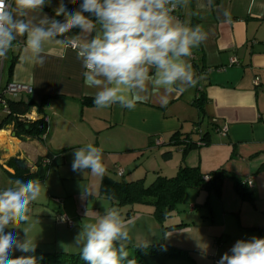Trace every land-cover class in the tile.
Listing matches in <instances>:
<instances>
[{
  "label": "crops",
  "instance_id": "0c3cea01",
  "mask_svg": "<svg viewBox=\"0 0 264 264\" xmlns=\"http://www.w3.org/2000/svg\"><path fill=\"white\" fill-rule=\"evenodd\" d=\"M59 2L51 0L42 13L30 12L24 19L34 24H38L45 14L56 19L55 9ZM63 2L65 4L66 0ZM174 2L178 7L173 14L177 22L192 27L199 24L206 33L204 42L193 49V57L189 58L196 75L203 78L195 87L174 93L166 100L162 90L154 88L149 81L145 94L148 99L138 103L133 110L119 105L99 109L93 103V96L85 94L91 90L83 82L82 61L77 52L67 46V41L73 39L80 43L95 33L69 32L47 42L42 66L31 61L26 38L18 36L4 59L1 83L14 82L30 87L29 93L12 100L30 99L34 106L41 105L38 113L48 118L47 135L44 139H31L18 137L15 131L10 136L6 129L1 131L0 137L5 139L0 140V164L6 166L10 158L18 157L25 159L27 170L34 172L39 163L42 166L47 163L49 151L64 149V161L56 167L68 166L64 168L74 173L71 180H83L88 188L91 184L97 185L100 194L103 175L74 172L71 167L75 149L93 143L103 150L105 174L116 177L117 181L141 180L144 185L150 184L158 175L174 176L183 163L198 167L204 177L215 170L224 173L221 196L210 194L212 206L214 200L224 202L227 194L229 203L236 202L239 197L235 180L252 177L253 186L246 190L252 193L255 205L260 203L264 207V0H219L216 5H211V0H190L187 4L182 0ZM60 40L65 43L60 44ZM199 95L203 99V113L197 108ZM85 101L90 104L84 105ZM225 126L226 132L220 133ZM187 136L195 146L183 152V146L175 145L174 138ZM165 153L169 154L168 158ZM117 168L123 169L122 176L116 174ZM8 169L11 174L15 172L14 167ZM190 189L196 192L191 200L194 204H189L190 211L195 210L198 202L207 205V200L200 199L205 193L202 188ZM99 198L97 209H90L89 214H103L105 208L114 207L104 201L108 199L106 196L100 194ZM59 200V203L53 200L58 204L57 210L50 206L33 207V213L45 231L41 234L43 240H36V249L76 253L80 247L75 243V237L89 219L85 214L87 202L84 208L80 198ZM257 207L256 213L244 219L245 222L240 221L239 226L223 227L222 233L227 235L223 243L222 238L215 242L210 236H204L203 240L196 241L199 246L194 241L187 244L177 237L190 230L188 222L182 221L187 225L163 233L152 207L124 206L118 210L130 230L127 246L137 247L147 242L146 245L165 243L187 251L191 247L206 256L213 253L219 257L218 261L237 240L252 236L264 238V208ZM62 208H65L64 213H69V218H78V224L67 227L56 222V214L62 213ZM129 210L130 215L127 214ZM226 211L222 210L224 216Z\"/></svg>",
  "mask_w": 264,
  "mask_h": 264
},
{
  "label": "clouds",
  "instance_id": "9594fccd",
  "mask_svg": "<svg viewBox=\"0 0 264 264\" xmlns=\"http://www.w3.org/2000/svg\"><path fill=\"white\" fill-rule=\"evenodd\" d=\"M189 2L182 0L184 4ZM50 3L51 0H0V60L6 58L18 36L26 38L31 61L42 66L47 42L73 29L95 33L75 48L84 68V85L91 90L85 94L93 96L99 109L113 105L135 109L148 99L145 94L149 81L162 90L166 100L195 87L203 78L196 75L189 58L193 49L204 42L206 33L199 24L192 27L175 20L174 0H69L78 4L72 11L60 0L55 17L63 16V21L46 14L38 24L24 19L30 12L42 13ZM71 167L74 172L104 175L107 169L102 148L93 143L76 148ZM11 184L0 189V264H39L42 257L34 255L37 235L30 233L39 225L33 205L46 199L47 183L32 178L16 179ZM90 195H94L90 189L82 188V198ZM85 214L89 219L75 237L85 264H136L129 258L126 242L130 240V230L118 208H105L103 214H89L86 210ZM20 225L23 227L17 230ZM18 233H23V238ZM121 241L125 243H118ZM17 251L26 255L13 257ZM217 264H264V238L237 240Z\"/></svg>",
  "mask_w": 264,
  "mask_h": 264
},
{
  "label": "trees",
  "instance_id": "16d2710c",
  "mask_svg": "<svg viewBox=\"0 0 264 264\" xmlns=\"http://www.w3.org/2000/svg\"><path fill=\"white\" fill-rule=\"evenodd\" d=\"M219 0H211V5H216ZM65 5L69 11L75 10L78 4L69 3L66 0ZM57 20L63 21V16L56 17ZM78 29H73L71 33H78ZM17 58L12 61L9 71H12L13 65ZM197 108L201 113L204 112L203 99L199 95L196 100ZM85 104H90L84 102ZM35 105L34 101L28 100H11L9 102L10 114L0 121V128L5 123H9L12 120L11 114H24L31 106ZM38 111H41V105H38ZM47 124L43 119H38L31 123H21L15 121L14 131L16 136L21 138L42 139L47 135ZM177 134L174 135V137ZM174 138L175 145L183 146V152H186L189 148L195 146V142H192L188 136L179 139ZM204 137L202 138V140ZM63 150L58 152L49 151L46 155L48 158L47 163L42 166L40 163L34 172L29 170H19L15 168L13 174L8 173L11 180L21 179L28 180L32 178H39L44 180L46 177V171L51 166H59L63 163ZM165 157L168 158L169 154L165 153ZM182 161H184L182 159ZM10 167L14 166L12 158L8 160ZM15 167V166H14ZM208 180L204 179V174L198 167H189L183 163L179 166L176 174L172 177H165L158 175L150 184L145 186L143 182H121L117 181L114 177L109 175H103L100 182V194L106 196L108 199L115 202L116 206H137L144 205L150 206L153 209V216L159 222L162 227V232L166 233L168 230L177 229L186 226V223L179 222L176 224H166L165 220L174 215L177 205L182 203L186 194V191L190 188L204 189L209 194H214L220 197L222 194L224 173L221 170H215L210 172ZM234 187L236 193L242 200L248 201L253 204L252 193L246 190L247 188L242 184V181L235 180ZM208 204V201H206ZM128 215L131 214V210L128 211ZM255 229V228H249ZM119 243V242H118ZM129 258L136 260V264H166L170 259H182L187 261L188 264H194L191 254L182 248H178L169 244H150L144 247H130L128 246ZM19 255H26L24 253H15L13 257ZM34 255L42 257L39 264H85L80 258V251L76 253L71 252H43L40 249H36Z\"/></svg>",
  "mask_w": 264,
  "mask_h": 264
},
{
  "label": "rangeland",
  "instance_id": "374dc122",
  "mask_svg": "<svg viewBox=\"0 0 264 264\" xmlns=\"http://www.w3.org/2000/svg\"><path fill=\"white\" fill-rule=\"evenodd\" d=\"M6 65H7V61H6ZM5 116H6L5 114H0V120ZM2 139L5 138L0 137V140ZM6 166L9 167L7 162H6ZM6 166H2L0 164V189L12 186L11 184L12 180L7 173L9 172V169ZM64 167H68V166H62V167L51 166L48 168V170L46 171V177L44 178V180H42L43 182L47 181L46 199L40 200L39 203H35L33 207L36 205L48 206V207L50 206L52 210H57L58 204L53 202L55 198L61 199L63 200V202L66 201L68 198L70 199L80 198L83 200L82 203H84V208L87 202L86 205L87 210L90 211V209H97L98 201L100 199L99 198L100 194L97 185L93 186V184H91L90 187L88 188V184L83 180H76V179L71 180L70 176L71 174L74 173H72L71 170H67ZM111 175L114 176V173H111ZM148 184L149 183H147L145 186H147ZM82 188H88L94 193L93 196L90 195L87 197V201L85 200V198H82ZM188 192H189V196L187 197ZM188 192L184 197L183 202L177 205L174 215L165 220L166 224H172L174 222H179V221L181 222L185 221L189 223L190 230H187L186 232L183 231L182 232L183 234L177 236L178 238L187 242V244H192L193 243L192 241L196 242L199 239L203 240L204 236H210L212 240L215 242L216 241L218 242V239L222 238L221 240L223 243V241L227 239L226 237L227 235L222 233L224 226H227L228 229H230V226H234L235 224L239 226L240 221L245 222L247 218H249L252 214L256 213L257 210L255 208L257 206H258L257 209L260 210H262L261 208H264L261 207L260 203L258 205H255L254 202L253 205L248 201L242 200L238 194L237 195L239 198L234 203H229L230 200H228L229 196L227 194L226 196L227 198L225 199L224 202H221V200L218 201L214 200L212 206L211 200L209 199L211 195L204 190L205 193L200 197V199L201 201L204 202L205 200H207L208 204L205 205V203L203 202L202 203L198 202L196 203L197 205L195 210L190 211L189 204L191 203L194 204V201L191 200L193 197L195 198L196 192L195 190L192 189H188ZM104 201H107L109 206L114 205V207L118 208L115 205L116 203L115 202L113 203L112 200L104 199ZM224 209L227 210L225 216L223 215L222 212V210ZM62 210L63 211L61 212L64 213L65 208H62ZM65 214L68 215L69 213H65ZM72 220L74 221L75 224L76 223L78 224V218ZM22 227H23L22 225H20L19 227L17 226V230H20ZM43 229L44 226L39 224L32 229L30 235H37L36 240H43L41 235V234H45V231L44 232L42 231ZM5 231H12L14 233L16 232L15 229H6ZM18 235L20 238H23V233H18ZM196 245L199 246L197 242ZM178 248H182V247H178ZM188 252L193 257L194 264H213L214 262L216 263V259L219 258L216 257V255H213V253H210L209 255L206 256V253L204 254L202 252L195 251L191 249V247L189 248ZM166 264H188V263L187 261L182 259H170L166 262Z\"/></svg>",
  "mask_w": 264,
  "mask_h": 264
},
{
  "label": "built area",
  "instance_id": "2783aa9c",
  "mask_svg": "<svg viewBox=\"0 0 264 264\" xmlns=\"http://www.w3.org/2000/svg\"><path fill=\"white\" fill-rule=\"evenodd\" d=\"M178 10V7L175 8L173 11L172 15L175 14ZM72 45L71 48L72 50L77 52V49L75 48L76 45L78 44L75 40L69 39L67 41V46ZM193 57V56H191ZM5 59V58H4ZM4 59L0 60V114H5L6 116L10 114V108H9V102L16 96L20 94H27L30 92V87L27 85H22V84H17L14 82H8L5 85H2L1 83V73H2V68L4 64ZM232 62H236L234 59H232ZM12 120L9 123L3 124V128H0V132L5 130V132H8V136H10L11 132H14V127H15V121L21 122V123H31L34 122L38 119H43V121L47 124L48 123V118L43 115H39L37 107L36 106H31L29 111H27L24 114H11ZM3 121V118L0 120ZM7 126V128H4V126ZM227 127H223L220 131V133L224 134L226 132ZM45 138V135L42 137V139ZM198 144H201L199 142ZM123 169L122 168H117L116 174L118 176L123 175ZM205 180H208V176L204 177ZM242 184L247 187L251 188L253 186V178L248 177L244 181H242ZM55 202L59 203V199H55ZM56 220L60 224L66 225L67 227H71L73 225V220L69 218L65 213H57L56 215ZM217 264V261H216Z\"/></svg>",
  "mask_w": 264,
  "mask_h": 264
},
{
  "label": "water",
  "instance_id": "95a60500",
  "mask_svg": "<svg viewBox=\"0 0 264 264\" xmlns=\"http://www.w3.org/2000/svg\"><path fill=\"white\" fill-rule=\"evenodd\" d=\"M12 160H13L15 168L19 170H23V171L27 170V162L25 159L18 158V157H12Z\"/></svg>",
  "mask_w": 264,
  "mask_h": 264
},
{
  "label": "bare ground",
  "instance_id": "6f19581e",
  "mask_svg": "<svg viewBox=\"0 0 264 264\" xmlns=\"http://www.w3.org/2000/svg\"><path fill=\"white\" fill-rule=\"evenodd\" d=\"M4 133V132H3Z\"/></svg>",
  "mask_w": 264,
  "mask_h": 264
}]
</instances>
